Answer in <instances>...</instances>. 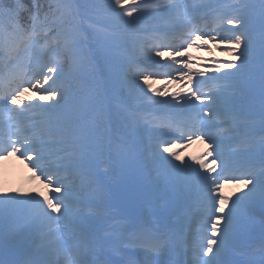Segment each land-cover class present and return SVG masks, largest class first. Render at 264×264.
Returning <instances> with one entry per match:
<instances>
[{"label": "snow or ice", "instance_id": "6c2138e0", "mask_svg": "<svg viewBox=\"0 0 264 264\" xmlns=\"http://www.w3.org/2000/svg\"><path fill=\"white\" fill-rule=\"evenodd\" d=\"M260 2L264 5V0ZM124 4L125 0H109L107 6L101 0H0V104L20 117L24 115L22 109H7V105L24 103L26 93H41V101H51L39 105L45 110L41 120L28 117V123L8 134L7 143L0 131V159L14 155L23 158L31 165L33 179L41 181L44 176L47 181L43 183L45 191L36 194L42 199L0 196V264H264V257L259 261H236L227 255L228 249L247 255L235 247L234 241L254 226L257 215L264 228V171L259 176L252 172L224 178L211 175L216 171L212 165H218V161L227 168V161L217 151V141L225 129L220 128L215 134L206 131L209 126H216L213 117L220 124L229 125L231 131V125L241 118L243 102L252 104L256 100L255 75L245 72L249 57L244 49L249 43L241 31L250 20L230 16L216 22L212 32L192 27L170 38L165 34L150 44L133 42L127 31L118 30L119 26L113 23V16H119L118 8L129 17L136 11L124 9ZM154 7L174 10L185 19L190 18L193 9L192 5L185 7L172 0ZM93 17L105 22H92L84 29L82 25ZM225 24L232 25L228 31L233 35L219 36L220 43H229L230 53L241 51L232 62L214 68L216 72L233 71L216 77L217 87L205 94L199 89L203 81L193 80L205 73L192 72V65L183 57L188 48L204 47L206 39L216 41L213 32L219 34ZM176 39L180 42L175 43ZM121 50L137 64L150 61L160 69H170H140L138 76L143 85L137 87L158 111L170 113L155 122L156 129L179 132L181 138L187 136L189 141L195 136L201 143L208 142L211 151L207 155L213 158L210 165L199 161L203 171L184 162L172 151L176 145L166 141L169 146L161 152L158 144L152 157L162 162L163 170L153 169L151 182H147L142 161L147 149L139 110L121 103L109 113L104 105V89L109 81L96 79L101 71L108 72L110 59ZM164 51L169 59L161 63L156 57H163ZM33 64L39 67L29 78L28 69ZM177 64L182 67H174ZM65 66L70 69L71 78L57 87ZM173 73L180 80H188V91L173 93L167 100H152L144 86L156 92L151 79L171 77L168 82L175 83ZM85 74L93 76L87 89L82 84ZM38 76L43 77V83ZM258 87L264 111V45ZM158 94L168 96L167 91ZM187 110L199 113L189 131L180 122ZM260 145L264 150V137ZM163 153L175 156L181 163L174 164ZM42 165L51 171L46 173ZM226 182H235L247 191L231 202L222 193L215 195ZM86 186L94 187L105 197L111 195L123 211L90 208L79 196ZM148 188L168 191L169 206H146L142 197ZM49 191L60 195L50 196ZM193 193L199 210L206 213L203 219L194 218L187 209ZM21 206H28V211L17 218L14 210ZM189 234L198 237L195 258L178 259L188 246ZM21 255L23 259L18 258Z\"/></svg>", "mask_w": 264, "mask_h": 264}, {"label": "rangeland", "instance_id": "374dc122", "mask_svg": "<svg viewBox=\"0 0 264 264\" xmlns=\"http://www.w3.org/2000/svg\"><path fill=\"white\" fill-rule=\"evenodd\" d=\"M130 2L133 1L134 3L136 1H144V0H125V2ZM166 1V0H165ZM204 0H185V7L189 6V5H199L200 3H202ZM207 1V0H205ZM211 2V0H209ZM208 1V2H209ZM164 10L160 11V13H163ZM135 12H133V15L131 17H129L132 21L135 19H139V18H144L150 15L149 11L146 9H144L142 12L138 11V14H134ZM155 13V12H154ZM152 15V13H151ZM240 50H237L236 52H231L230 53V49L229 50H220L219 54L217 55L216 58H214V64L211 65L212 60L208 59L209 57H211L212 54L208 53V55L203 56L202 61H200L198 63V57H193L190 56L191 59H189V56L187 57L188 62L192 65L191 71L194 73H199V72H204L205 75L206 74H210V72H215L214 68L218 67L216 64L220 63L218 61V57H220V59H224V58H231L233 59V56L237 55V52H239ZM157 66V65H156ZM180 67H182V65H180ZM64 73H65V69H64ZM63 73V74H64ZM136 73L130 74L129 79L132 83L133 88H136L138 93L140 94V89L137 87V85H143V80L139 78V76H135ZM176 80L177 82L175 83H169L168 81H161L158 79H151L150 83H151V87L153 89L156 90L155 93H159V92H163V91H167V92H173L174 90H178L180 92H187L188 91V87L189 84H185V82H188L187 79L184 80H180L179 76L176 75ZM205 76H203L202 78H204ZM201 76H194L193 80H200ZM60 81V80H59ZM46 87V85H45ZM144 91L145 92H149L147 89V86H144ZM41 93H35L32 94V92L30 91L29 93H26L23 100L24 103L20 104V105H11L13 108L15 109H22L24 112L23 116L17 117L16 113H13L7 117H3L2 114L0 115V120H2L3 122H12L14 124L15 127L18 126H23L24 124H26L28 122V117H33L34 114L39 111H42L44 109H42L41 107H39V105L42 104H50L51 101H41L39 99ZM222 94V93H221ZM27 106V107H26ZM213 107H219L218 105H213ZM213 123H216L214 120L215 118L213 117ZM235 124V123H233ZM216 126H219V124H215ZM164 147V146H163ZM163 147L161 146L160 149H163ZM153 151L156 150V144L155 147H153ZM180 150L182 151V149L180 148ZM200 153V149L197 147H191L188 150V155H186V159H187V164H191L192 166H195V164L197 163L198 160H200V158H198L197 155H199ZM171 159L174 158V156H168ZM26 172V169L24 168V166L21 163H4L0 166V196L1 195V191L4 193H7L8 196H11L13 194V192L15 193V196L20 198V199H27L30 196H37V193H40L39 191H41L43 189V187L41 186V184H39V182H32V183H27L26 181H24L20 175L24 174ZM23 176V175H22ZM7 190V191H6ZM8 191H10L8 193ZM37 191V193H36ZM229 191L231 192V196L236 197L238 195H242L243 191H247V189H243L241 188V186H235V187H230ZM12 192V194H11Z\"/></svg>", "mask_w": 264, "mask_h": 264}, {"label": "bare ground", "instance_id": "6f19581e", "mask_svg": "<svg viewBox=\"0 0 264 264\" xmlns=\"http://www.w3.org/2000/svg\"><path fill=\"white\" fill-rule=\"evenodd\" d=\"M212 31V30H211ZM213 34L214 35H217V40L216 41H212V40H206L203 44H204V47H202V48H197V47H192V48H188L187 50H186V56H184L183 57V59H185L186 57H187V55L189 56V55H191V56H195V57H198V58H202L203 56H204V54L206 53V52H211V53H213V54H215V52L218 50V47H217V45L218 44H221L220 43V40H219V36H221L222 34H223V32H222V30L219 32V34H217V33H215V32H213ZM197 44H201L202 42L201 41H197L196 42ZM210 50V51H209ZM166 59H169V57L167 56V55H164L163 54V57H156V60H159L161 63H163L164 62V60H166ZM142 63H144V66H149V67H151V66H154L155 64H153L152 62H150V61H148V62H142ZM177 68H180V65H178V67ZM185 71H187L186 69H185Z\"/></svg>", "mask_w": 264, "mask_h": 264}]
</instances>
